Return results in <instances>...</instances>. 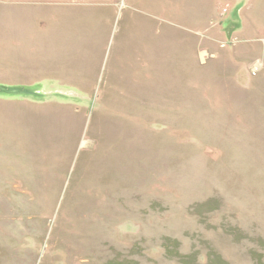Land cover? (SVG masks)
<instances>
[{
  "label": "rangeland",
  "instance_id": "rangeland-1",
  "mask_svg": "<svg viewBox=\"0 0 264 264\" xmlns=\"http://www.w3.org/2000/svg\"><path fill=\"white\" fill-rule=\"evenodd\" d=\"M0 264H264V0H0Z\"/></svg>",
  "mask_w": 264,
  "mask_h": 264
}]
</instances>
